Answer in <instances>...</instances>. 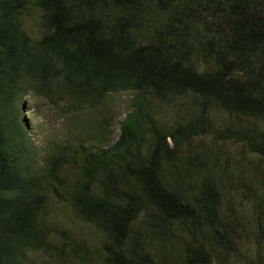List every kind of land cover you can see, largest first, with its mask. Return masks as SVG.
<instances>
[{
  "label": "trees",
  "instance_id": "trees-1",
  "mask_svg": "<svg viewBox=\"0 0 264 264\" xmlns=\"http://www.w3.org/2000/svg\"><path fill=\"white\" fill-rule=\"evenodd\" d=\"M0 264H264V0H0Z\"/></svg>",
  "mask_w": 264,
  "mask_h": 264
},
{
  "label": "rangeland",
  "instance_id": "rangeland-1",
  "mask_svg": "<svg viewBox=\"0 0 264 264\" xmlns=\"http://www.w3.org/2000/svg\"><path fill=\"white\" fill-rule=\"evenodd\" d=\"M129 99L128 94H122L112 100V105L116 107V113L120 115V121L125 118L128 111L127 101ZM62 113L55 105L44 99L29 97L26 100L23 123L29 128L30 136L37 146L46 148L52 139L65 136L67 121L70 118ZM118 132L119 127H116L115 133Z\"/></svg>",
  "mask_w": 264,
  "mask_h": 264
}]
</instances>
